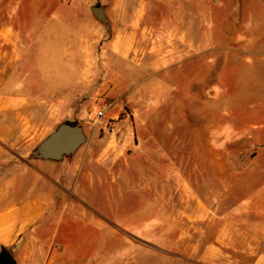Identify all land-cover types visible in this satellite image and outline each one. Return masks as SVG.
Instances as JSON below:
<instances>
[{
  "label": "rangeland",
  "instance_id": "374dc122",
  "mask_svg": "<svg viewBox=\"0 0 264 264\" xmlns=\"http://www.w3.org/2000/svg\"><path fill=\"white\" fill-rule=\"evenodd\" d=\"M95 5L109 24L92 13ZM123 7L142 16L133 27L134 52L120 59L107 46ZM26 18L39 20L28 25L36 36L54 19V88L32 106V143L21 153L23 169L48 183L55 214L103 216L119 231L134 220V239L118 240L125 249L134 242L122 256L133 264H170L191 244L204 247L218 225L208 220L211 201L202 208L209 216L192 224L199 211L193 190L218 200L222 191L206 186L222 184L223 167L230 166L232 181L255 167L252 153L264 142V71L252 61L256 38L264 40V0H0V29ZM66 121L82 126L84 143L60 160L32 158ZM197 133L200 149L215 140V159L192 152ZM32 179L25 173L21 183ZM231 204L221 202L218 213Z\"/></svg>",
  "mask_w": 264,
  "mask_h": 264
},
{
  "label": "crops",
  "instance_id": "0c3cea01",
  "mask_svg": "<svg viewBox=\"0 0 264 264\" xmlns=\"http://www.w3.org/2000/svg\"><path fill=\"white\" fill-rule=\"evenodd\" d=\"M116 12L117 34L107 48L112 57L128 58L135 48L133 27L138 25L142 14L130 7ZM32 19L26 18L25 25L0 29V251L7 248L15 259L14 264H133L122 256H126L124 253L129 248L134 249V242L127 243L125 249L119 247L118 240L134 239V220L130 222L132 227L119 231L110 230V222L103 216L56 215L54 195L48 190V183H42L36 170L22 167L21 151L33 138L30 112L39 95L53 90L56 63L55 42L49 39L54 19L52 25L49 20L41 23L40 29L46 30L40 36L28 28ZM34 21L39 24L38 19ZM190 46L192 57L193 45ZM252 58L255 68L264 71L263 39L256 38ZM211 139L207 138L204 150L199 147L198 133L195 141L192 137L195 145L192 152L197 159L200 155L208 160L216 158L214 146L209 145L215 140ZM222 155L231 158L230 151ZM8 160L14 162L8 166ZM252 163L255 167L241 169L234 181L230 166L223 167L222 184L205 188L213 194L222 191L218 200L210 199V195L204 199L198 190H193L197 192L194 197L199 211L191 215L192 224L209 216L202 208L211 201L213 217L208 220L213 226L217 224L218 229L204 247L191 244L189 254L173 255L170 264H264V248L255 247L256 242L264 241V142L252 153ZM24 172L34 177L26 186L21 183ZM221 202L232 204L228 211L219 214ZM210 232L203 234L209 237Z\"/></svg>",
  "mask_w": 264,
  "mask_h": 264
},
{
  "label": "water",
  "instance_id": "95a60500",
  "mask_svg": "<svg viewBox=\"0 0 264 264\" xmlns=\"http://www.w3.org/2000/svg\"><path fill=\"white\" fill-rule=\"evenodd\" d=\"M95 17L109 24L104 8L101 5L92 7ZM86 136L80 124L69 122L60 123L47 137L34 149L31 157L43 160H60L64 156L73 154L85 141ZM12 253L5 247L0 251V264H14Z\"/></svg>",
  "mask_w": 264,
  "mask_h": 264
},
{
  "label": "built area",
  "instance_id": "2783aa9c",
  "mask_svg": "<svg viewBox=\"0 0 264 264\" xmlns=\"http://www.w3.org/2000/svg\"><path fill=\"white\" fill-rule=\"evenodd\" d=\"M102 115H103V112L99 111L98 116H102Z\"/></svg>",
  "mask_w": 264,
  "mask_h": 264
},
{
  "label": "trees",
  "instance_id": "16d2710c",
  "mask_svg": "<svg viewBox=\"0 0 264 264\" xmlns=\"http://www.w3.org/2000/svg\"><path fill=\"white\" fill-rule=\"evenodd\" d=\"M66 122H69V123H72V124H77L76 122H70V121H66Z\"/></svg>",
  "mask_w": 264,
  "mask_h": 264
}]
</instances>
